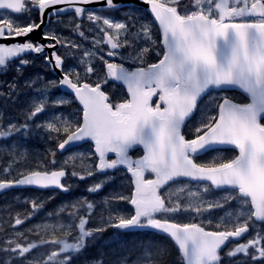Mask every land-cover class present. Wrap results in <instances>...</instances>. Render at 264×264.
<instances>
[{
    "label": "snow or ice",
    "instance_id": "snow-or-ice-1",
    "mask_svg": "<svg viewBox=\"0 0 264 264\" xmlns=\"http://www.w3.org/2000/svg\"><path fill=\"white\" fill-rule=\"evenodd\" d=\"M94 2L99 0H0V9L26 14L24 21H18L10 14L0 13V40L27 37L40 30L46 18L74 11L77 17L88 12V20L103 34L101 40H96V45L105 43L112 50L131 46L128 36L135 23L93 15L82 6ZM103 2L106 8L117 7L114 0ZM144 2L151 6V13L161 30L159 45L162 50L156 51L158 60L143 66L144 56L151 50L149 47L136 52L134 61H139L140 66L133 70L122 63L108 62L101 56L107 71L95 84L82 80L79 72H65L59 84L75 93L83 106L82 118L57 117L54 122L36 125L63 137L57 144L60 150H65L66 146L71 148L79 141L94 142L89 159L95 156L96 162L87 168L89 177L94 172L126 167L131 173L133 190L130 196L120 195L116 199L126 200L132 206V212L122 214L110 210L106 218L101 216L97 227L89 228L87 225L95 209L93 202L81 200L65 205L59 213L67 211L68 223L57 221L37 226L54 233L50 241L41 239L40 244L58 245L46 259L39 261L29 255L39 246L35 241L21 244L9 239L5 241V247H0V252L8 254L0 264H71L74 254L82 253L90 240L109 228L121 232L150 230L165 236L174 242L182 264H222L221 252L228 244L248 233L254 222L264 224V0H189L186 4H182V0ZM58 5L68 7H56ZM33 12L38 13L39 22L32 19ZM79 34L84 36L83 32ZM140 35L153 45L157 44L148 24L141 25L136 37ZM43 39L55 42L47 47L68 46L55 34L44 33ZM44 50L45 45L31 40L0 43V69L17 60L18 68L27 65L30 61L22 54L43 53ZM93 55L89 50L84 51L81 63L85 65V77L95 71L91 63ZM107 55L112 57L117 53L110 50ZM51 56L55 59L54 67L63 71L62 57L56 52ZM44 59L46 63H52L47 55ZM109 79L125 85L129 98L115 104L109 102V96L101 88ZM56 83L48 82L46 87ZM233 88L242 90L251 102L237 103L227 96L218 100L213 97L217 101L214 104L216 114L203 115L190 129L192 138H186L183 129L197 112L199 101L211 90ZM33 109L29 119L44 111V100L34 104ZM28 127L27 123L9 124L7 128L0 126V138ZM136 146H142L143 155L133 159L130 150ZM229 148L236 154L197 162L201 155L221 153ZM109 154H114L115 158H109ZM51 155L50 163L56 165L55 152ZM0 171L11 174L10 166ZM145 173L154 178H146ZM66 174L63 166L55 170H30L12 179L0 178V190L30 185L55 186L68 191L62 183ZM72 175L85 179L80 172L73 171ZM102 187V183H96L88 191L97 192ZM213 192L224 195L220 199H208ZM233 201L237 204L236 209L225 210L214 225L215 230H206L203 220L199 223L176 222L177 214H190L195 220L209 209H225ZM40 206L33 202L34 209ZM82 210L86 214H81ZM28 219L31 214L23 219L18 216L13 227ZM253 231L255 234L246 242L227 249V258L231 260L243 254L253 264H264V228L256 230L253 227ZM55 233H60V238ZM15 235L23 237L24 233L17 231ZM165 251L164 248L157 249L161 256ZM145 256H151L148 248H145ZM94 264L103 262L96 260ZM134 264H145V261L139 258Z\"/></svg>",
    "mask_w": 264,
    "mask_h": 264
},
{
    "label": "rangeland",
    "instance_id": "rangeland-1",
    "mask_svg": "<svg viewBox=\"0 0 264 264\" xmlns=\"http://www.w3.org/2000/svg\"><path fill=\"white\" fill-rule=\"evenodd\" d=\"M132 13V10L130 11ZM93 15H98L102 17L111 18L117 22H125V20H117L109 15L91 12ZM88 16V14H87ZM80 22V20L74 14H66L61 18H58L56 22L51 26L49 32L55 34L56 36L65 40L68 44L63 50L65 58L67 60L66 69L67 71L73 70L74 72H79L82 79H88L91 83L98 82L99 79H103L106 75V67L103 60L100 59L103 56L104 60H108L106 53L108 51L104 43L96 45V40H101L103 34L98 31L96 26L88 20ZM26 17V16H25ZM133 20L135 27L131 29L128 39L131 41V46L123 47L122 51L117 53L116 62L122 63L128 67H132L130 64L140 65L139 61H134V56L136 52L144 47H149L151 50L145 54L144 63L152 61L157 58L156 51L159 48V33L157 32V27L148 19L145 13L133 14ZM79 24L80 28L77 29L76 25ZM148 24L151 27V35L154 40L157 41L156 45H153L151 41L146 40L143 35L139 38L136 37V33L139 32L141 25ZM83 32L84 36L79 33ZM121 36V40H123ZM72 44L79 45L78 48L72 47ZM85 50H89L94 55L91 57V63L95 68V71L88 77L84 75L85 65L81 63L84 58L83 54ZM24 66L15 68V76L7 75L5 79H2L0 70V126L7 128L9 124H16L17 126L27 123L29 125L27 130H22L21 132H14L12 136L3 138L0 142V170L5 167L10 166V175L4 174L0 171V178L12 179L18 176L19 173H24L30 170H44L45 168L49 170H55L63 166L68 168L71 172L76 171L85 175V179L81 180L78 176H73L72 187L74 190L78 189L79 194L76 198H57V193L54 192H35L27 191L25 193H14L6 197L2 204L6 207L4 212L0 213V231H6L2 237V242L11 239L18 240L21 244H27L29 242L35 241L39 246L34 249L31 253V257L36 260L43 261L46 259L47 255L58 248V245L54 244H40V240H51L54 233L51 230L44 231L38 229V225L43 224H55L57 221H62L68 223L67 211L64 213H59V209L65 205H71L81 200H87L93 202L95 209L93 215L91 216L87 227L95 228L100 224L101 216L105 218L110 210H117L122 214H128L129 203L126 200H119L116 197L130 196V188L128 187V180L125 177V172H117L114 176L101 175L98 172H94V175L87 176V168L96 162L95 156L89 159V153L93 152L91 146H82L78 149L70 151L66 154H62L57 149L58 140L63 137H57L56 133H49L43 128H37L38 124H47L49 122L56 121L57 117L65 119H80L81 116L78 113L76 107L75 98L72 95L61 94L56 91L57 89V78L52 74L51 70L48 69H32L31 73L34 76H24L23 70ZM33 67V62L31 63ZM48 68V67H47ZM10 70H4L8 74ZM36 75V77H35ZM20 76V77H19ZM56 81L55 86H47L48 82ZM36 83L35 88H30L31 85ZM109 82V81H108ZM109 85V83H106ZM105 84V85H106ZM12 86V87H11ZM9 88L8 90L6 89ZM11 87V88H10ZM29 87V89H27ZM115 90L116 88H112ZM121 91V90H119ZM117 97H121L120 92H114ZM231 97L233 99H239L242 97L236 92H214L210 94L208 100L205 101L199 114L191 121L189 124L187 133L192 137V132L190 129L194 128L200 121L203 115H215L216 108L214 107L215 102L212 98L216 97ZM124 97V95L122 96ZM18 98V99H17ZM43 99L45 103V109L43 112L37 114V116L29 119V114L33 109V105L39 103ZM66 101L63 104H57V101ZM220 102V101H219ZM53 138H49V137ZM55 152V159L57 161L56 165H52L50 161L53 159L51 152ZM14 152V153H13ZM11 153V154H10ZM10 155L13 158L10 159ZM228 157L227 154L213 153L207 159L206 162L211 160L216 156ZM67 161V164L64 162ZM4 162H7V166H4ZM96 183H102L103 187L97 192H89L88 189L95 185ZM60 197L63 195H59ZM223 195H218L211 193L208 199H220ZM107 200V203L105 201ZM33 202L41 205L37 209L33 208ZM39 213L40 221L35 219ZM31 214V219L26 220V223L15 226V219H23L26 215ZM81 214H86L83 210ZM222 213L216 208L209 209L203 214V216L196 217L195 220L192 219L190 214H177L176 222L178 223H188L197 222L201 220L204 221V226H214L218 221ZM47 218V221L44 219ZM61 218V219H60ZM211 220L212 224L209 225L208 221ZM6 226L11 228L6 230ZM32 229L33 231H29ZM109 228L108 230H111ZM107 230V231H108ZM19 231L24 233L23 237H18L15 233ZM105 231L102 234H105ZM100 234V235H102ZM60 233H55L57 238H60ZM75 235V232H73ZM99 235V236H100ZM98 236V237H99ZM97 237V238H98ZM123 237H120L122 239ZM71 241L72 237H68ZM114 237L104 238L102 241H95L101 247V243H110ZM132 247L123 250L121 245H118L116 249L112 252L107 247L104 250L107 251L109 257H107L102 251L101 255L97 258H92L89 252L86 250V255L88 261L85 260L81 264H94L96 260H101L103 264H118V262H124V264H134L139 258H143L145 264H171L169 258L170 248L167 245H162L160 243H155L151 240H132ZM97 245L92 244V247ZM145 248L151 253L150 257L145 256ZM164 248L166 251L161 256L158 254L157 249ZM87 249H89L87 247ZM82 253L75 255L74 257L81 256ZM176 263L172 264H182L180 257L178 255ZM73 257V258H74ZM8 258V254H2L0 252V260H5ZM73 263V262H71Z\"/></svg>",
    "mask_w": 264,
    "mask_h": 264
},
{
    "label": "flooded vegetation",
    "instance_id": "flooded-vegetation-1",
    "mask_svg": "<svg viewBox=\"0 0 264 264\" xmlns=\"http://www.w3.org/2000/svg\"><path fill=\"white\" fill-rule=\"evenodd\" d=\"M0 13H5V12L0 11ZM117 13H119V12L115 11V14H117ZM9 14L11 15V18H13V19H15V20H18V21H24V20L26 19L25 17H23V16H24L23 14H20V15L18 14V15H16V14H13V13H11V12H8V13L5 14V15H9ZM32 19H34V20H36L37 22H39V19H38V13H34V14L32 15ZM51 24H53V21H51ZM50 27H51V26H50ZM45 33L52 34V33H50L48 30H46ZM25 40H31V41H33V42H35V43H39L40 45H45V50H46V49H51V47H47L48 44L55 43V42L52 41V40H46V39H43V36H42V35L39 36V35H37V34H33V35H31V36H29V37H26V38L23 37V36H22V37H16L15 40H12V39H9V40H0V43H4V44H12V43H14V42H20V43H23V42H25ZM45 50H44V51H45ZM37 54H38V55H37ZM39 54H41V55H39ZM59 54L62 55V48L59 50ZM45 56H46V54H44V52H43V53H34V52H30V53H27V54H24V55H23V57H24L25 59H27V60L30 61V63H28V66H29V67H31V63H32V61L30 60V58H32V59H36V61H37V62H34V63H33V67L44 66V65H43L44 63H45V66L47 67V63H46V61H45V59H44ZM38 62H39L41 65H40ZM18 64H19V61H18V60H17V61H14V62H12V63H10V64L5 68V70H10V71L8 72L7 75H13V76H14V73L12 72V69H14L15 67H17ZM66 64H67V63H66V59H65V67H66ZM33 67H31V68H33ZM66 70H67V69H66ZM65 72H67V71H65ZM7 75L5 74L4 71L1 73V76H2L4 79H5V77H6ZM82 80H85V79H82ZM86 80H87V82L90 81V80H88V79H86ZM110 92L114 94V92H113L112 90H110ZM58 93L64 94V93H62L61 91L58 92ZM125 99H127V97H110V102L113 103V104H115V103H118V102H122V101L125 100ZM238 101L241 102V103H248V102H249V100H247L245 97H241ZM74 104L76 105V107H77V109H78V113H79V115L81 116V115H82V109L78 107L77 103H74ZM262 122H264V121H262ZM186 135L188 136V134H186ZM187 138H190V137L188 136ZM1 140H3V138H1ZM1 140H0V141H1ZM13 153H14V152H13ZM213 153H216V152H211V153H208V154H205V155H201V156L198 158L197 161H198V162H201V163H202V162H206V159H207L211 154H213ZM223 153H224V154H227L228 157H231V156H233V155L236 154V151H235L234 149L229 148L227 151H223V152H221V154H223ZM142 154H143V151H142L141 149H136V150H132V151H130V155L132 156L133 159H138L139 157L142 156ZM11 158H13V156L10 155V159H11ZM111 158H115V157H111ZM7 164H8L7 162H4L3 165H4V166H7ZM66 169H67V172H68V178L66 179V180H67L66 183H67L68 185H70V184L72 185V182H73V178H74V177H72L71 172H70V170H69L67 167H66ZM15 177H17V176H15ZM15 177H14V178H15ZM125 177H126V179L128 180V187L130 188L129 190H130V192L132 193V190H133L132 179L130 178V176H129L128 173H125ZM146 178H154V176L148 173L147 176H146ZM70 188H71V191L69 192V194H63V193H61V192H58V193H59L58 196H59V195H65V196H73V197H77V190H74V188H73L72 186H70ZM27 191H35V190L27 189V190L20 191L19 193L22 194V193H25V192H27ZM35 192H38V191H35ZM41 193H42V192H41ZM216 194H218V195H220V196H221V195H224L223 192H216ZM236 207H237V204H236L235 201H233V202L231 203V205H226V208H225V209H218V210H219V213H220V214L222 213V215H223L224 212H225V210H235ZM128 210H129V213H131L132 210H133L130 204H129ZM0 219H1V217H0ZM253 227H254L256 230H260V229L264 228V224H262V223H260V222H254ZM253 227H250L249 232L246 233L244 236H242V237H240V238H237V239L234 240L232 243L228 244V245H227V248H225V249L221 252V256L223 257L222 264H244V261H245V260H247V264H253V262L250 260V258H246V257H244L243 254H238L237 257H234V258H232L231 260H230L229 258H227V256H226V251H227L228 248L234 247L236 243H244V242H246L247 239L251 238V237L255 234V232L253 231ZM205 228H207V227H205ZM209 228H213V230H215V227H214V226H209ZM126 234H128V233H125V232H122V233H121V235H123V236L126 235ZM256 264H260V262H256Z\"/></svg>",
    "mask_w": 264,
    "mask_h": 264
},
{
    "label": "water",
    "instance_id": "water-1",
    "mask_svg": "<svg viewBox=\"0 0 264 264\" xmlns=\"http://www.w3.org/2000/svg\"><path fill=\"white\" fill-rule=\"evenodd\" d=\"M114 4H116L117 5V7H122V6H129V5H139V6H142V7H144L145 9H147L150 13H151V6L149 5V4H147L146 2H144V0H114ZM77 6H81V5H77ZM84 8H86V9H105L106 7H105V5H104V2H103V0H99V2H94V3H90V4H87V5H82ZM56 7H64V8H66V7H68L67 5H58V6H56ZM6 10H8V9H6ZM151 15L153 16V18H154V15L151 13ZM155 19V18H154ZM47 21H48V19L46 18L45 19V23H44V25L45 24H47ZM156 21V20H155ZM156 23L158 24V26H159V22L158 21H156ZM159 28H160V26H159ZM41 30V29H40ZM40 30H38L39 32H41ZM33 32H35V31H33ZM32 32V33H33ZM31 34V33H30ZM40 35H41V33H39ZM119 49V48H118ZM112 50V49H111ZM115 50H117V49H115ZM113 51V50H112ZM51 60H52V64H53V66H54V64H55V59L52 57L51 58ZM54 70L58 73V74H60V79H62V77H63V73H62V71H61V69L60 68H56V67H54ZM118 82V81H117ZM118 83H121V82H118ZM122 84V83H121ZM125 86V85H124ZM60 87L63 89V90H65V91H69V92H72L74 95H75V93L70 89V88H68L66 85L65 86H62V85H60ZM125 88L127 89V87L125 86ZM234 90H238V91H240V92H242L243 93V91L242 90H240V89H238V88H233ZM128 93V92H127ZM244 95H246L245 93H243ZM247 96V95H246ZM155 98V97H154ZM153 98V99H154ZM77 99V98H76ZM77 101L79 102V100L77 99ZM80 103V102H79ZM81 105V104H80ZM83 107V106H82ZM85 141H89V140H85ZM85 141H79V142H76V144L75 145H77V144H81V143H83V142H85ZM94 143V142H93ZM75 145H73V146H75ZM72 146V147H73ZM138 147H140V148H142V146H136L135 148H138ZM69 147H67L66 146V149H68ZM65 149V150H66ZM62 151H64V150H62ZM110 155H114V154H109V156ZM131 174V173H130ZM35 187H37V186H35ZM10 188V187H9ZM9 188H6V189H3V190H0V193H2V192H4V191H6V190H8ZM38 188H41V187H38ZM48 188H57V187H55V186H51V187H47V188H41V189H48Z\"/></svg>",
    "mask_w": 264,
    "mask_h": 264
},
{
    "label": "trees",
    "instance_id": "trees-1",
    "mask_svg": "<svg viewBox=\"0 0 264 264\" xmlns=\"http://www.w3.org/2000/svg\"><path fill=\"white\" fill-rule=\"evenodd\" d=\"M159 238L161 239H165V237H163V236H159ZM82 262H76L75 264H81Z\"/></svg>",
    "mask_w": 264,
    "mask_h": 264
}]
</instances>
